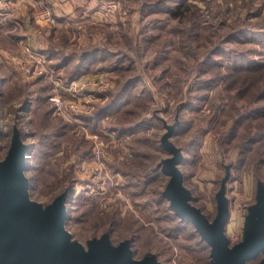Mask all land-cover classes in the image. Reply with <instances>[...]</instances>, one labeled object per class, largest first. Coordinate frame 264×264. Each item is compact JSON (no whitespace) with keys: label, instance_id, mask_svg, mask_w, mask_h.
<instances>
[{"label":"rangeland","instance_id":"1","mask_svg":"<svg viewBox=\"0 0 264 264\" xmlns=\"http://www.w3.org/2000/svg\"><path fill=\"white\" fill-rule=\"evenodd\" d=\"M47 6L63 17L55 25L34 19ZM27 44L51 57L46 75L22 68ZM80 80L94 92L86 101L71 87ZM53 96L65 100L61 111ZM115 96L112 112L96 114ZM16 127L39 146L25 170L37 209L46 214L75 188L69 244L88 254L111 231L114 248L131 242L133 261L210 264L212 247L193 223L167 200H149L171 176H150L179 150L191 202L213 222L223 193L229 248L248 237L264 187V0H0V159ZM103 163L119 174L106 192L96 185ZM134 173L143 193L127 187ZM263 261L264 251L248 264Z\"/></svg>","mask_w":264,"mask_h":264},{"label":"water","instance_id":"2","mask_svg":"<svg viewBox=\"0 0 264 264\" xmlns=\"http://www.w3.org/2000/svg\"><path fill=\"white\" fill-rule=\"evenodd\" d=\"M172 149L175 157L166 159L162 168L171 176L165 194L175 214L193 223L210 244L213 264H248L264 251V192L251 210L248 237L230 249L223 233L229 217L224 194H220L219 214L211 222L191 202L192 194L184 186V174L178 166L184 157ZM27 152L28 145L15 132L7 156L0 159V264H162L152 254L133 261L130 242L123 241L114 248L108 235L93 240L88 254L77 243L69 244L71 234L65 226L71 208L66 206V195L59 196L46 214L37 209L38 204L30 199V180L25 176Z\"/></svg>","mask_w":264,"mask_h":264},{"label":"built area","instance_id":"3","mask_svg":"<svg viewBox=\"0 0 264 264\" xmlns=\"http://www.w3.org/2000/svg\"><path fill=\"white\" fill-rule=\"evenodd\" d=\"M62 18L63 17H61L60 15L58 16V14H56V10L53 9V7L51 6L44 7L41 10L36 11L34 13V19L38 23L45 21L47 24L55 25L56 22H58V19H62ZM27 45L28 46L24 48V53L27 56L26 57L23 56V58L25 59V62L20 63L22 65V68L25 70V72L29 76L46 75L49 72V70H47V67H49L48 57H46V55L42 53L39 48L32 47L30 44H27ZM74 83L71 84L73 91L76 93H84L85 94L84 101H86V97L91 98V96L94 94V92L93 94L86 93L87 90L84 88L85 85H87L86 80H80L78 82V85L81 84V87L78 88L77 90L74 87ZM51 99L55 102L57 109L61 111L63 108V104L65 103V100L61 98L60 96H53ZM93 150L94 151H92V159L94 157L100 160L101 157L103 156L100 148L96 147ZM104 165L105 163L101 164L100 169L102 170L104 169V170H103V174L98 176L97 178L98 180H96L97 181L96 185L99 190L106 192L115 186V183H117L115 178L119 174L106 171Z\"/></svg>","mask_w":264,"mask_h":264},{"label":"trees","instance_id":"4","mask_svg":"<svg viewBox=\"0 0 264 264\" xmlns=\"http://www.w3.org/2000/svg\"><path fill=\"white\" fill-rule=\"evenodd\" d=\"M42 51H43V49H42ZM44 52V51H43ZM45 54H46V51L44 52ZM47 55V54H46ZM49 55H47V57H48ZM49 60L51 59V57H49L48 58ZM65 64V62L64 63H62V64H59L60 66H63ZM83 72V71H82ZM81 72V73H82ZM81 73H80V75H81ZM80 75H71L70 76V78H66L67 80H68V83H70V82H74L75 81V79H77ZM67 83V84H68ZM118 96H115V98L113 99V100H109V102L107 103V104H105L99 111H97L96 112V114H98V115H103V116H105V115H107L108 113H110V112H112L113 110H114V108H116V106H117V99H119V98H117ZM119 97H121V96H119ZM82 118H85V119H88V116L87 115H85V116H82ZM23 128H21V131L16 127L15 129H14V131H13V135L15 134V132H17V134H18V136H19V138L22 140V141H24L27 145H28V152H27V157L29 158L28 159V163H27V169L26 170H28L30 167H32V165H31V161H30V153L33 151V150H35L36 148H38V147H36L35 146V143H32V142H26V140H27V136H28V134L27 133H25V131L24 130H22ZM118 131V130H117ZM119 131H120V133L121 134H124V135H130V134H132V133H134L135 131H136V128H133V127H121L120 129H119ZM0 133H2V131H0ZM13 135H12V137H13ZM163 146H164V148H165V150L167 149H169L167 146H165V144L163 143ZM85 155H86V153L85 154H83L81 157H83V159L84 158H86L85 157ZM183 160H184V158H183ZM183 162V161H182ZM162 164H163V161H161L155 168H153V172H152V176H150V178L151 179H154V176H158V175H160V174H162V173H165L164 171H163V168H162ZM135 174V173H134ZM128 178L127 179H129V177H130V179L128 180L129 182H128V184H127V187L130 189V186H135L136 187V189L134 190V191H136L137 193H143L145 190H146V184H144V183H142L141 182V180L142 179H144V178H142V177H140L139 175L138 176H136V174L135 175H133V176H128V174H125ZM32 181V180H31ZM147 181H148V178H147ZM149 182H151V181H148V183ZM263 189H264V187H261V191L263 192ZM165 190H166V188L163 190V191H159L156 195L157 196H152V198H150L149 200H152V201H150V202H153L154 204H155V202L156 203H159V202H161V201H163V200H167L168 202H169V204H170V206L172 207V205H171V202H170V200L167 198V196H166V194H165ZM262 192H261V194H262ZM63 194H65L66 195V197H65V203L66 204H69L70 205V200L71 199H73L72 197L74 196V194H75V188L73 187L70 191H63V193L61 194V195H63ZM192 194V193H191ZM261 194H259V195H261ZM61 195H59V196H61ZM59 196H57L56 198H55V200L59 197ZM193 199V198H192ZM259 198H257V200H258ZM54 200V201H55ZM148 201V200H147ZM149 202H147V204H148ZM256 205H254L253 207H250V213H251V210H252V208H254ZM173 211H174V209H173ZM174 213H175V211H174ZM176 215V214H175ZM209 218V217H208ZM182 220H186V219H182ZM187 221H189V220H187ZM190 222V221H189ZM110 233H111V231L110 232H107V233H104L102 236H104V235H108L109 236V239H110ZM200 235V234H199ZM201 236V235H200ZM203 240V239H202ZM129 241V240H128ZM204 241H206V240H204ZM130 242V241H129ZM207 242V241H206ZM208 243V242H207ZM130 244H131V242H130ZM209 244V243H208ZM210 260H209V263L210 264H213V262H212V257H211V253H210V258H209Z\"/></svg>","mask_w":264,"mask_h":264},{"label":"crops","instance_id":"5","mask_svg":"<svg viewBox=\"0 0 264 264\" xmlns=\"http://www.w3.org/2000/svg\"><path fill=\"white\" fill-rule=\"evenodd\" d=\"M65 4V3H64ZM60 15V14H59Z\"/></svg>","mask_w":264,"mask_h":264}]
</instances>
